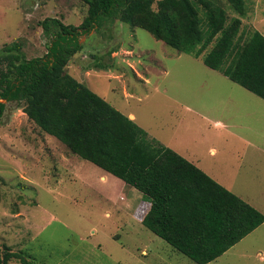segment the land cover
<instances>
[{"label": "rangeland", "instance_id": "374dc122", "mask_svg": "<svg viewBox=\"0 0 264 264\" xmlns=\"http://www.w3.org/2000/svg\"><path fill=\"white\" fill-rule=\"evenodd\" d=\"M210 1L228 18L236 17L224 0ZM244 7L239 29L264 33V0H244ZM85 11L80 0H0V49L19 42L25 59L40 57L46 39L38 22L56 18L76 27ZM99 32L104 35L91 31L78 38L82 48L65 72L119 113L132 115L147 139L194 158L201 171L208 167L229 192L264 217V154L251 146L264 140V129L254 132L259 115L264 124V102L206 68L200 57L176 53L139 28L114 21ZM94 55L104 67L97 66ZM192 112L226 121L239 137L219 133L211 121L197 120ZM44 137L48 140L18 105L5 103L0 118V249L34 264H193L129 218L143 199L126 208L118 195L128 199V187L99 182L93 165ZM135 217L141 214L135 212ZM259 248L261 254L253 257ZM242 254L246 257L241 259ZM260 257L264 261V221L209 264H258ZM7 264H19V259Z\"/></svg>", "mask_w": 264, "mask_h": 264}, {"label": "trees", "instance_id": "16d2710c", "mask_svg": "<svg viewBox=\"0 0 264 264\" xmlns=\"http://www.w3.org/2000/svg\"><path fill=\"white\" fill-rule=\"evenodd\" d=\"M85 16L76 27L56 18L38 22L45 53L25 59L21 44L0 49V118L5 103L18 105L40 132L70 154L112 175L140 195L147 210L140 224L194 264L221 256L264 217L65 72L82 46L78 38L114 21L139 28L176 53L194 58L264 100V38L239 29L244 0H224L236 17L210 0H80ZM111 51H114L112 49ZM96 56V57H95ZM97 66L101 58L93 56ZM147 203V204H146ZM145 205L140 207L144 208ZM19 254L0 249V264Z\"/></svg>", "mask_w": 264, "mask_h": 264}, {"label": "crops", "instance_id": "0c3cea01", "mask_svg": "<svg viewBox=\"0 0 264 264\" xmlns=\"http://www.w3.org/2000/svg\"><path fill=\"white\" fill-rule=\"evenodd\" d=\"M255 27V26H254ZM252 29H254L255 31H257L263 38H264V33H262V31L261 30H256L255 28H252ZM213 71V70H212ZM69 75V74H68ZM70 76V75H69ZM135 77H137V75H134ZM74 79V78H73ZM229 81V80H228ZM232 83V82H231ZM235 85H237V84H235ZM237 86H239V85H237ZM240 87V86H239ZM242 88V87H241ZM243 89V88H242ZM243 90H245V89H243ZM90 91V90H89ZM246 92H248L247 90H245ZM248 93H250V92H248ZM250 94H252V93H250ZM253 95V94H252ZM97 96V95H96ZM253 96H255V95H253ZM256 98H258L257 96H255ZM100 98V97H99ZM102 99V98H101ZM258 99H260V98H258ZM103 101H104V99H102ZM261 101H263L264 102V100H262V99H260ZM108 104V103H107ZM110 106V105H109ZM121 114V113H120ZM123 115V114H122ZM192 115H193V117L194 118H197V120H200V121H203V122H206V121H211V125H213V127L214 128H217V129H220V130H218L219 131V133L220 132H224V134H227L228 133V131H229V133H232L231 135H228V136H231L232 137V135L234 134L236 137H239V135L237 136L236 134H235V132H234V129H235V127L234 126H232V125H230V124H227V123H225V122H223V121H217V120H215V119H202V118H204L203 116H201V114L200 113H195V112H192ZM124 117H126L127 119H129L130 121L132 120V118H133V116L132 115H130V114H128V115H123ZM259 117H260V120L258 119V123H257V125H256V127H255V130H254V132H257V134H259V132L261 131V129H264V124H263V119L261 120V116L259 115ZM133 122V121H132ZM134 123V122H133ZM135 124V123H134ZM136 125V124H135ZM137 126V125H136ZM138 127V126H137ZM247 129V128H246ZM142 130V129H141ZM143 131V130H142ZM144 133L146 134V132L144 131ZM218 133V134H219ZM263 134V133H262ZM147 135V134H146ZM42 136H43V138H45L44 136H48V135H46V134H42ZM148 136V135H147ZM146 136V137H147ZM263 137H260V138H264V135H262ZM48 137H50V136H48ZM149 138V137H148ZM46 139V138H45ZM46 140H48V139H46ZM52 141V140H51ZM56 142V141H55ZM57 143V147L58 146H60L61 147V149L64 151V152H67L68 154H69V156L71 155L72 157H76V156H74V155H72V154H70L69 153V151L63 146V145H61V144H59L58 142H56ZM55 144V143H54ZM246 144L248 145L249 143L248 142H246ZM159 145H161V146H163V144H159ZM249 145H251V144H249ZM252 146V148H255V149H257L260 153H263L264 154V140L262 141V143H260V145L258 146H253V145H251ZM165 148H167V149H169V150H171V151H173L174 153H176L177 155H179L180 157H182L183 159H185L187 162H189L191 165H193L194 167H196L197 169H199L200 170V165L198 164L197 165V163H198V161L197 160H195L194 158H192V159H189L190 157L188 156V155H184V154H182V153H180L179 151H177L176 149H173V148H171V147H167L166 145L164 146ZM250 147V146H249ZM52 153H53V151H52ZM56 154H57V152H56ZM54 155V158L56 159V161H58V163H59V160H58V158H57V155ZM210 154H213V151H210ZM67 158V157H66ZM81 160V159H80ZM195 160V161H194ZM65 161V160H64ZM83 161V160H82ZM86 162V161H85ZM87 163H89V162H87ZM90 164V163H89ZM92 165V164H91ZM72 166L73 165H71L69 168L71 169L72 168ZM95 167V166H94ZM98 171H99V176H98V181L99 182H101V183H104L105 182V180H107V181H116V183H117V185H120V189L122 190V188H124V184H123V182L122 181H120L119 179H117V178H115V177H113L112 175H110V174H108V173H106V172H104V171H102V170H100V169H98L97 167H95ZM201 168H202V173H204L208 178H210L212 181H214L216 184H218V185H220L221 187H223L224 189H226V187H224V184L221 182V179L220 178H218L216 175H214V173H212L210 170H209V168L208 167H206V166H201ZM68 172V170H66V172L65 173H67ZM114 182H107V184L109 185V184H112L113 185V183ZM126 187V186H125ZM129 188V187H128ZM130 190H129V193H130V195H129V198L128 199H126V198H124V197H121L120 195H118V201H123L124 202V205L126 206V208H130V207H132L133 206V204L137 201V198H141V195L137 192V191H135L134 189H132V188H129ZM227 191H228V189H226ZM231 193V192H230ZM237 197V196H236ZM105 198H107V197H105ZM109 199V198H108ZM142 199V198H141ZM240 199V198H239ZM241 200V199H240ZM138 203V202H137ZM144 201H142V202H139L138 203V205H137V207H135V210L132 212V214H131V216H130V214H129V218L130 219H132L133 221H135L137 224H139V225H141L140 224V219L141 218H139V217H135V212H139V207L143 204L144 205ZM147 204V203H146ZM250 206V205H249ZM251 207V206H250ZM117 208H118V211H120V206L118 205L117 206ZM145 208V207H144ZM253 208V207H252ZM254 209V208H253ZM147 210V206H146V208H145V211ZM257 211V210H256ZM258 212V211H257ZM140 213V212H139ZM141 214V213H140ZM261 214V213H260ZM107 215V214H106ZM262 215V214H261ZM108 216V215H107ZM263 216V215H262ZM141 217H142V215H141ZM263 223V222H262ZM261 223V224H262ZM260 224V225H261ZM136 227H138V225H136ZM141 227H143L142 225H141ZM144 228V227H143ZM257 228V227H256ZM255 228V229H256ZM145 229V228H144ZM145 230H147V229H145ZM148 231V230H147ZM253 231V230H252ZM251 231V232H252ZM250 232V233H251ZM88 233V232H87ZM152 234V233H151ZM249 234V233H248ZM247 234V235H248ZM89 235V234H88ZM94 235H95V233L94 232H90V236H92V237H94ZM153 235V234H152ZM155 236V235H154ZM109 237V236H108ZM156 237V236H155ZM245 237V236H244ZM109 238H111V239H113V237L112 236H110ZM158 238V237H157ZM98 239L99 240H102L100 237H98ZM242 239V238H241ZM240 239V240H241ZM93 240V239H92ZM161 240V239H160ZM239 240V241H240ZM238 241V242H239ZM102 242V241H101ZM164 242V241H163ZM237 242V243H238ZM94 243H95V245H93L92 247H93V249H96V248H98L99 247V244L98 245H96V243H98V241H95V238H94ZM106 244V243H105ZM168 245V244H167ZM235 245V244H234ZM233 245V246H234ZM169 246V245H168ZM233 246H231V247H233ZM170 247V246H169ZM230 247V248H231ZM171 248V247H170ZM229 248V249H230ZM172 249V248H171ZM229 249H227L224 253H226ZM176 252V251H175ZM178 253V252H177ZM223 253V254H224ZM141 254H144V251H141ZM222 254V255H223ZM255 254L257 255V256H259L260 254H261V250H260V248L259 249H257V251L254 253V255H253V257H255ZM181 255V254H180ZM144 256H146V255H144ZM183 256V255H182ZM251 255L249 254V256L248 257H250ZM184 257V256H183ZM220 257V256H219ZM246 257V255H240V258L242 259V258H245ZM186 258V257H185ZM218 258V257H217ZM216 258V259H217ZM262 257H260V259H259V261H261V263H258V264H263V259H261ZM187 259V258H186ZM189 260V259H188ZM190 261V260H189ZM213 262V261H212ZM113 263H117V262H114L113 261ZM211 263V262H210ZM194 264V263H193ZM207 264H209V263H207ZM244 264H249L247 261L244 263Z\"/></svg>", "mask_w": 264, "mask_h": 264}]
</instances>
